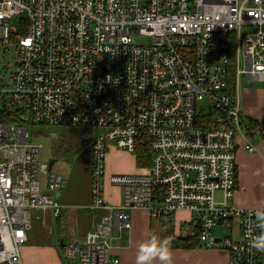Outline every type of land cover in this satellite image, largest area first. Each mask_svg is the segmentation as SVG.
Segmentation results:
<instances>
[{
  "label": "built area",
  "instance_id": "2783aa9c",
  "mask_svg": "<svg viewBox=\"0 0 264 264\" xmlns=\"http://www.w3.org/2000/svg\"><path fill=\"white\" fill-rule=\"evenodd\" d=\"M25 14L19 33L8 28ZM13 42L9 82L0 75V113L18 116L0 123V264H25L33 211H62L68 179L49 171L30 124L98 130L88 209L106 213L68 242L66 261L120 264L114 231L143 209L166 222L186 214L180 236L224 249L228 264H264L251 245L264 207L235 203L243 111L228 91L233 58L236 79L264 82V0H0V44ZM111 148L135 157L146 148L150 166L107 179ZM106 184L122 190L120 205L107 204Z\"/></svg>",
  "mask_w": 264,
  "mask_h": 264
},
{
  "label": "crops",
  "instance_id": "0c3cea01",
  "mask_svg": "<svg viewBox=\"0 0 264 264\" xmlns=\"http://www.w3.org/2000/svg\"><path fill=\"white\" fill-rule=\"evenodd\" d=\"M252 83L254 82L246 76H240L236 80L234 94L243 111V126L248 119L260 125L259 128L252 129L249 135L245 134V130L237 135L238 176L235 203L240 207L264 205V202L263 205L259 202H251L253 196L250 195L254 193L249 188L255 183V189L260 193L261 187H264V95ZM86 138L89 136H81L82 141ZM249 144L254 145L257 152L249 153L246 149ZM87 145L91 156L90 143ZM129 154L115 148L109 150L105 169L107 179L113 175H133L140 172L142 167L137 165V157ZM80 155L75 159H69L67 161L69 164L60 160L53 169L55 172L63 173L68 179L66 187L57 195L62 211L59 217H55L51 211L32 212V230L28 233L27 244L22 248L25 264H76L66 261L65 246L70 240H82L88 232L96 228L105 215L106 212L103 210L93 212L88 209L91 203L92 160L91 158L85 160L86 163L83 164L85 156L80 157ZM239 190L243 195L238 192ZM104 194L108 205L118 206L123 201L122 190L109 184H106ZM127 213L132 225L130 229L122 228L114 231L112 258L119 260L120 264H136L138 244L152 234V224L159 222L162 232L163 224L172 227L175 219L173 222L159 221L143 209H129ZM184 217H187L186 214ZM178 227L177 230L175 226L172 227L174 236L183 238L179 234ZM197 244L196 248L190 250L171 249V264H228V255L224 249L216 247L212 250H204L200 248L199 243Z\"/></svg>",
  "mask_w": 264,
  "mask_h": 264
},
{
  "label": "rangeland",
  "instance_id": "374dc122",
  "mask_svg": "<svg viewBox=\"0 0 264 264\" xmlns=\"http://www.w3.org/2000/svg\"><path fill=\"white\" fill-rule=\"evenodd\" d=\"M20 19L27 20V15H23L22 17H15L14 19L8 20L6 23L8 24V28L13 30L16 29V33H19L21 29ZM139 43H144L145 41L136 39ZM16 58V46L15 43L9 44H0V75L1 77L9 82L10 73L14 69V63ZM253 86L263 93L264 95V82L260 83L254 81L252 83ZM25 128L29 134V142L41 144L43 146V160L45 163H49L50 160H60L68 163L69 159H75L79 154L80 157H84L83 164L86 163L85 160H89L91 158L88 152V145L82 146L81 136H90L97 135L98 130L87 128V129H76L69 127H39L35 128L31 125H26ZM79 150L80 152H77ZM131 155V154H129ZM132 156V155H131ZM69 164V163H68ZM73 164V163H71ZM56 165L53 167L55 169ZM143 168V167H142ZM52 169V170H53ZM256 184L253 183L249 186L251 192L254 194L253 200L251 202H259L260 205H263L264 202V187H261L260 193H258L255 189ZM243 195L242 191H238ZM258 193V194H257ZM262 195V196H261ZM217 198L220 199V194L217 195ZM236 199V195H235ZM264 207V205L262 206ZM262 207H246V208H262ZM183 214H178L175 217V221L172 223V227L175 226V230H177V226L179 224L178 218L182 219ZM184 216V215H183ZM154 222V221H153ZM159 222H155L152 224L151 233L161 237V229L158 224ZM130 224L132 225V221L130 218ZM127 233V232H126ZM220 235H229L230 230L228 228H223L218 231Z\"/></svg>",
  "mask_w": 264,
  "mask_h": 264
},
{
  "label": "trees",
  "instance_id": "16d2710c",
  "mask_svg": "<svg viewBox=\"0 0 264 264\" xmlns=\"http://www.w3.org/2000/svg\"><path fill=\"white\" fill-rule=\"evenodd\" d=\"M235 59L231 60V69L230 75L228 79V91L231 95L235 94L236 90V75H235ZM0 123L1 124H18V116L17 115H10L5 113H0ZM31 126L35 128H39V125ZM258 123L252 119H248L247 123L244 124L243 130H245V134L249 135L252 129L259 128ZM43 127V126H42ZM45 127V126H44ZM137 165L140 167H147L150 166V158L151 155L148 153V149L146 148H138L137 151ZM161 238H168L171 241V249L175 250H190L197 247L198 240L196 238H177L174 236V229L167 224H163Z\"/></svg>",
  "mask_w": 264,
  "mask_h": 264
},
{
  "label": "clouds",
  "instance_id": "9594fccd",
  "mask_svg": "<svg viewBox=\"0 0 264 264\" xmlns=\"http://www.w3.org/2000/svg\"><path fill=\"white\" fill-rule=\"evenodd\" d=\"M257 220L260 227L264 228V211H257ZM252 247L258 251H264V234L257 236L251 241ZM172 251L171 241L168 238H161L155 234H149L144 240L139 242L136 264H171Z\"/></svg>",
  "mask_w": 264,
  "mask_h": 264
},
{
  "label": "water",
  "instance_id": "95a60500",
  "mask_svg": "<svg viewBox=\"0 0 264 264\" xmlns=\"http://www.w3.org/2000/svg\"><path fill=\"white\" fill-rule=\"evenodd\" d=\"M91 142V138H86L82 141V146H86L88 143ZM71 162V161H70ZM58 164V160H50L48 163L49 171L51 172L53 167Z\"/></svg>",
  "mask_w": 264,
  "mask_h": 264
}]
</instances>
